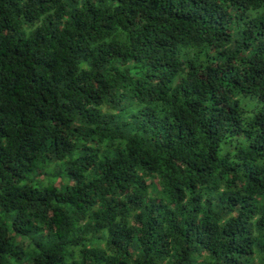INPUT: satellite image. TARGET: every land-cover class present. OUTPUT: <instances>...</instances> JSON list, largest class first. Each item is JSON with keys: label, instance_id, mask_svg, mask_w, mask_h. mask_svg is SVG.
<instances>
[{"label": "trees", "instance_id": "1", "mask_svg": "<svg viewBox=\"0 0 264 264\" xmlns=\"http://www.w3.org/2000/svg\"><path fill=\"white\" fill-rule=\"evenodd\" d=\"M0 264H264V0H0Z\"/></svg>", "mask_w": 264, "mask_h": 264}, {"label": "rangeland", "instance_id": "2", "mask_svg": "<svg viewBox=\"0 0 264 264\" xmlns=\"http://www.w3.org/2000/svg\"><path fill=\"white\" fill-rule=\"evenodd\" d=\"M52 166V170H53V165H51ZM58 168H59V166L60 165H56ZM54 173V172H53ZM41 179V180H40ZM38 181H41L43 184H47L50 180H49V178H47V177H43V178H37V179H34V183H38Z\"/></svg>", "mask_w": 264, "mask_h": 264}]
</instances>
